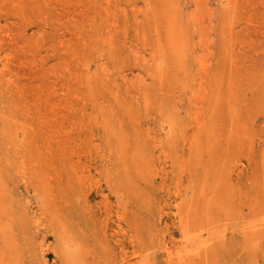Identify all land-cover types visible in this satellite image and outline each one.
<instances>
[{"label": "rangeland", "instance_id": "rangeland-1", "mask_svg": "<svg viewBox=\"0 0 264 264\" xmlns=\"http://www.w3.org/2000/svg\"><path fill=\"white\" fill-rule=\"evenodd\" d=\"M0 230L1 264H264V0H0Z\"/></svg>", "mask_w": 264, "mask_h": 264}, {"label": "bare ground", "instance_id": "bare-ground-1", "mask_svg": "<svg viewBox=\"0 0 264 264\" xmlns=\"http://www.w3.org/2000/svg\"><path fill=\"white\" fill-rule=\"evenodd\" d=\"M5 223H6V224H5V229H6V227H7V225H8V222H5ZM255 226H256V225H255ZM3 228H4V227H3ZM3 228H2V229H3ZM257 228H259V226H258ZM2 231H3V230H0V232H2ZM254 231H255V230H254ZM0 251H1V252H0V259H2V249H0ZM9 257H10V256H9ZM181 259H182V258H181ZM0 261H1V260H0ZM2 261H3V260H2ZM2 261H1V262H2ZM1 262H0V264H1ZM16 262H17V261H16ZM3 263H4V262H3ZM13 264H14V263H13ZM15 264H16V263H15Z\"/></svg>", "mask_w": 264, "mask_h": 264}]
</instances>
